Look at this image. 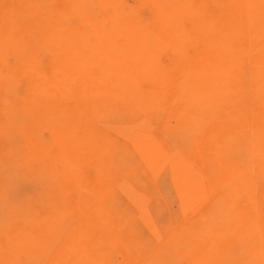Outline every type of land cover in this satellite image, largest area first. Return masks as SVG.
<instances>
[{
    "label": "rangeland",
    "instance_id": "1",
    "mask_svg": "<svg viewBox=\"0 0 264 264\" xmlns=\"http://www.w3.org/2000/svg\"><path fill=\"white\" fill-rule=\"evenodd\" d=\"M0 264H264V0H0Z\"/></svg>",
    "mask_w": 264,
    "mask_h": 264
},
{
    "label": "bare ground",
    "instance_id": "2",
    "mask_svg": "<svg viewBox=\"0 0 264 264\" xmlns=\"http://www.w3.org/2000/svg\"><path fill=\"white\" fill-rule=\"evenodd\" d=\"M74 19V18H73ZM147 133V132H146ZM176 151V150H175ZM90 170V169H89ZM124 185V184H123Z\"/></svg>",
    "mask_w": 264,
    "mask_h": 264
}]
</instances>
